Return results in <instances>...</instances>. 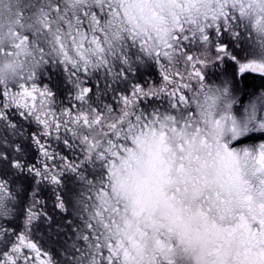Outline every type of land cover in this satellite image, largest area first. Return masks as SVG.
Here are the masks:
<instances>
[{
	"label": "snow or ice",
	"instance_id": "obj_1",
	"mask_svg": "<svg viewBox=\"0 0 264 264\" xmlns=\"http://www.w3.org/2000/svg\"><path fill=\"white\" fill-rule=\"evenodd\" d=\"M0 264H264V0H0Z\"/></svg>",
	"mask_w": 264,
	"mask_h": 264
}]
</instances>
